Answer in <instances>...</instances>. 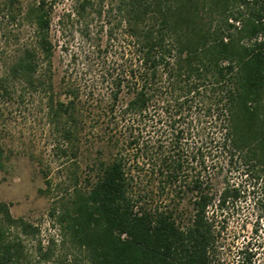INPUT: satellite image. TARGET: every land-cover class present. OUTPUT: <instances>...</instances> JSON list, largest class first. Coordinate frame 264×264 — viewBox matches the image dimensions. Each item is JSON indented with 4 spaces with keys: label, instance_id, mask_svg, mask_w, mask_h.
I'll return each mask as SVG.
<instances>
[{
    "label": "trees",
    "instance_id": "1",
    "mask_svg": "<svg viewBox=\"0 0 264 264\" xmlns=\"http://www.w3.org/2000/svg\"><path fill=\"white\" fill-rule=\"evenodd\" d=\"M71 14L89 46L87 69L96 65L107 93H81L67 69L55 90L45 0L0 4V16L33 32L0 76V96L9 81L43 91L48 121L74 157L82 139L98 144L92 177L81 185L72 171L68 196L48 211L76 255L55 253V239L43 242L0 201V264H214L224 226L209 207L223 211L245 195L233 184L214 194L211 167L237 162L264 189V0H76ZM4 158L0 144V167ZM184 199L187 221L177 209ZM257 202L261 219L264 195ZM11 228L35 239V263ZM239 253L251 264L248 245Z\"/></svg>",
    "mask_w": 264,
    "mask_h": 264
},
{
    "label": "rangeland",
    "instance_id": "2",
    "mask_svg": "<svg viewBox=\"0 0 264 264\" xmlns=\"http://www.w3.org/2000/svg\"><path fill=\"white\" fill-rule=\"evenodd\" d=\"M2 1L0 0V4ZM16 1L25 8L34 0ZM45 2L51 15L50 37L55 43L51 61L55 90L59 92L61 89L60 77L67 69L72 82L80 87L81 93L89 85L94 86L96 92L107 93L109 90L105 83H100L96 65L91 70L87 69L84 56L89 46L78 34L73 15L67 16V13H72L76 0ZM16 5L18 6L15 2ZM60 18L62 23L59 25ZM120 39L122 45L123 38ZM31 42L33 32L27 23L20 24L19 20L9 21L0 16V76L5 74L6 67L18 47L22 43ZM46 67L44 62L40 64L41 75ZM8 92L0 96V144L5 150L3 165L0 167V201L8 205L13 217H20L37 225L40 229L38 237L43 242L50 238L55 239V253L75 256L76 250L73 247L60 243L58 226L50 218L48 211L54 201L68 196L72 171H76L81 185L86 177H92L91 168L97 157L98 144L94 139H82L76 143L77 153L74 157L68 150V145L61 140L58 131L48 121L46 94L43 91H34L19 81H9ZM149 123L152 125L151 121ZM150 129L148 127L146 137L155 136ZM213 136L218 141L220 131L213 130ZM219 165L220 170L211 167L212 192L215 194L224 185L233 184L244 191L245 197L223 211L215 207V203L209 207V215L217 221L218 226H224L218 236L220 247L214 257V264L241 263L239 250L245 245L254 252L251 264H264V218L260 219L258 216L260 202L254 203L255 197L264 195L263 183L251 182L243 166L237 162L230 164L222 159ZM177 209L183 220L187 221L191 213L188 200H182ZM9 234L17 235L18 231L11 228ZM19 236L23 239L27 258L35 263V239Z\"/></svg>",
    "mask_w": 264,
    "mask_h": 264
}]
</instances>
